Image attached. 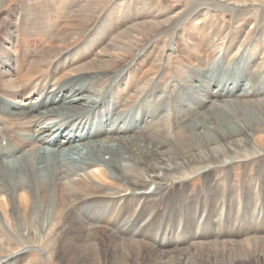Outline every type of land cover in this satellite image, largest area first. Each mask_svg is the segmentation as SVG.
<instances>
[{
    "label": "bare ground",
    "instance_id": "obj_1",
    "mask_svg": "<svg viewBox=\"0 0 264 264\" xmlns=\"http://www.w3.org/2000/svg\"><path fill=\"white\" fill-rule=\"evenodd\" d=\"M6 1L0 228L31 243L0 264L22 263L30 248L50 255L61 212L58 264H264L263 162L236 198L231 183L221 197L210 181L216 168L264 155V0H111L105 10L104 0H19L4 11ZM169 54L187 73L159 81ZM199 175L205 202L188 195ZM177 194L187 228L176 218L161 248L127 239L118 249L116 232H154L153 214L165 217ZM215 229L227 238L191 243Z\"/></svg>",
    "mask_w": 264,
    "mask_h": 264
},
{
    "label": "rangeland",
    "instance_id": "obj_2",
    "mask_svg": "<svg viewBox=\"0 0 264 264\" xmlns=\"http://www.w3.org/2000/svg\"><path fill=\"white\" fill-rule=\"evenodd\" d=\"M18 1L19 0H8V1H6L2 5V10H4V11H10V9H12L15 5L18 4ZM110 1L111 0H104L101 3L102 5L100 6V9L103 8L102 10H105L107 4ZM253 24H254V26H253ZM248 26L251 29L250 35H249V37H250L251 35H254V33L256 32V30L258 28V24L257 23H252V24L250 23V24H248ZM262 26H264V24H262ZM240 27L242 28L243 26H240ZM20 36H26V37H28L27 39H29V41H31L34 38H36V37H34V35L24 34L23 31H22V34L20 33ZM81 38L83 39L84 37L82 36ZM186 73L187 72H186V69H185V62L184 61L183 62L180 61V59L178 58L177 55H175V54H169V58L167 60V66L164 69V75L162 74L159 77L160 79H158V80L159 81H164V82H169V79H175V80L176 79H180ZM173 127H174L173 126V123L167 125V129H172ZM261 159L264 160V155L263 156H260L258 158H255L254 159V162L255 163L253 162V160H248L246 162H244V161L243 162H240L239 161V162H236L237 164L236 163H233L229 167H223V169L216 168L215 171L212 173V176H211V179L212 180L210 179V181L213 182V183H211V185H213V184L215 185L218 182L221 183L220 185L222 186V190H224V191H222L221 197L222 196L223 197H228V195H227V191H228L227 186L231 183V185L237 189V190L235 189L234 197L236 198V197L240 196L242 192H240L239 188L242 187L241 186V182H242V179L245 178L244 176H246L248 179L250 178V176L251 177L254 176L255 175V172L257 171V167H258L257 165H259L261 161L263 162L261 164L263 165V168H264V161L261 160ZM246 163H247V165H246ZM230 173H231V175H230ZM228 176H231V177H229V179H228ZM181 184H182V182H179V183H176V184L175 183H172L171 185L167 186L166 188H168V189H165L163 191L164 192L163 195H167L170 191L173 192L177 188V186L178 187H182L183 184L182 185ZM214 185H213V187H214ZM202 189H203V176H200L199 175V176H197L195 178L193 177L192 179H190V181H189V188H188V195L192 196V195H194V194H196V193L199 192L200 195L203 194L201 196L202 197L201 198L202 199V202H205L206 201V198L204 199V197H206V194H204L205 191H204V189L203 190ZM253 191H254V188H253ZM178 194H177V196H178ZM177 196H175V199L176 200H173L172 198H170L169 200H166L165 199L166 202L168 203V205L169 204L172 205V202L175 201L174 208L177 207L176 208L177 210L174 209V208H171L170 206H168L169 208L167 209V211L169 213L167 214V212H166L165 217H164V215H155V214H153L151 220L152 219H156L157 217L159 219L158 222H155V226H154V230L157 231L156 234H153L155 231L152 232L153 231V230H151L152 227H151V229H147V230H143V231H139V230L138 231H133L132 230V231L116 232V235H117V238L116 239H118V240L115 241V243H116V245H118V249L121 252L124 251V248L126 246V243L129 240L132 241L131 239L138 240L140 242L143 241V243H146V244H149V245L151 244V245L155 246L156 248H161V247L158 246L159 238H161L163 234H166V238H169V232L173 230L172 229L173 227H175V222L177 221V220L175 221L176 218H180L181 217V219H184V220H181L182 223H180V224L182 225V228H184V229L187 228L188 225H186L185 217H182L183 215L181 214V210H180V207L181 206H180V204H178L180 202V195L178 197ZM171 197H173V196H171ZM208 201H210V200L208 199ZM207 203H210V202H207ZM162 209H164L163 204H162ZM173 210H175L176 212L175 211L173 212ZM172 212L174 213V215H173ZM171 214H172V217H171ZM134 218H136V216ZM164 219H165V221H164ZM171 219H172V221H170ZM63 220H64V212H61L56 217V221L57 222H56L55 226H53V229H52V232L53 233L51 232L52 234L49 233V235L47 236L48 240L50 239L51 242L49 243V241H47L46 238H45L44 247H45V249H47V250L49 249L50 250V255H49V253H48V255L47 254L45 255V254H43L42 252H40L39 250H37L35 248H30L29 249L30 250L29 252H31L30 255L28 257H26L24 259L25 261H23L20 264H26L29 260L35 262V264H58V261H57V258H56V254H55V252L53 250V246H54L53 242L55 240V238H54L55 236L54 235L57 233V231H56L57 228L56 227H58L59 223L63 222ZM151 220H150V222L152 223L153 220L152 221ZM162 220L165 222V224L160 227V225L158 223H159V221H160V223H162ZM262 223H264V220H263ZM227 225L225 223L221 227L225 228V226H227ZM244 226H246V224ZM216 231H217V233H216ZM88 233L89 232H87V234ZM209 234L212 235V238L211 239H200V238L198 239L197 238V239L192 240L191 243L192 244H195V242H198L199 245H203V244H205V242L206 243H216L215 242V239L216 238H217L216 240H223V239H226L227 238V237H225V235L223 233L219 232V229L218 230L215 229L214 232H210ZM255 234H250V235H248V237L255 236ZM260 234L262 236H264V233L263 232L260 233ZM0 235H1L0 238H4V242L3 243H0V254L1 255L9 254V253H11L13 251H16V250H18L20 248H23L24 246H28V244L31 243L29 239H25V240H23V242L21 241V243H19V242L15 241L12 238V236H10L9 233H6L5 231H2L1 228H0ZM256 235H259V234H256ZM127 239H128V241H127ZM230 240H232V239H230ZM91 241L92 240H90V238H89V242H91ZM92 244L93 245H91V246L93 247L94 250L98 248L94 243H92ZM108 245L110 246V245H112V243L111 242H108ZM173 246H177V245H174V244L173 245H171V244L170 245L169 244L163 245L162 246V249L168 250V249L172 248ZM125 263L126 264H132V263H129V261H127V262L125 261ZM138 263L139 262H136L134 264H138ZM139 264H142V263L140 262Z\"/></svg>",
    "mask_w": 264,
    "mask_h": 264
}]
</instances>
